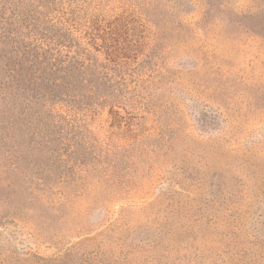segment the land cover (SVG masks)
Wrapping results in <instances>:
<instances>
[{
  "label": "rangeland",
  "instance_id": "obj_1",
  "mask_svg": "<svg viewBox=\"0 0 264 264\" xmlns=\"http://www.w3.org/2000/svg\"><path fill=\"white\" fill-rule=\"evenodd\" d=\"M40 42L105 98L0 142V264H264V0H0V71Z\"/></svg>",
  "mask_w": 264,
  "mask_h": 264
},
{
  "label": "trees",
  "instance_id": "obj_2",
  "mask_svg": "<svg viewBox=\"0 0 264 264\" xmlns=\"http://www.w3.org/2000/svg\"><path fill=\"white\" fill-rule=\"evenodd\" d=\"M25 46L28 49L29 44ZM33 48L46 53L36 51L7 59L5 64H14L17 69L2 72L1 68L0 71V100L6 106L9 104L14 109L17 108L19 114L12 116L9 112V115L0 119L2 146L6 145L8 137L14 143L7 150H23V143L26 146V142L20 138L28 136L36 140L33 147L36 144L40 147L44 145V150H50L52 146L47 145L59 140L54 135L60 130L55 132L54 128L60 129L68 122L74 108H81L89 98H105L100 95L99 87L92 84L90 73L93 72H88L89 67L83 58H79L81 56L63 53V49H57V53L53 54L55 48L45 42L33 45ZM85 59L90 60L88 57ZM92 92H97L96 97L90 96ZM57 102H62L63 106H58ZM2 112L6 111L3 109ZM30 143L32 142L28 146ZM71 146L76 147L74 143ZM34 257L42 261L49 260L37 255ZM65 258L66 256L51 260L62 262Z\"/></svg>",
  "mask_w": 264,
  "mask_h": 264
}]
</instances>
